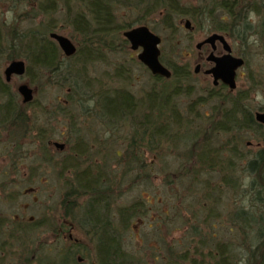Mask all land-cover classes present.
<instances>
[{"label": "trees", "instance_id": "trees-1", "mask_svg": "<svg viewBox=\"0 0 264 264\" xmlns=\"http://www.w3.org/2000/svg\"><path fill=\"white\" fill-rule=\"evenodd\" d=\"M9 1L16 5L21 1L26 2L29 9L17 13L12 20L3 18L0 12V56L4 55L8 62L13 59H26L24 75L29 78L30 85H37L39 82L34 81L37 78L43 79L40 82L41 86L56 85L60 88L67 86L75 95L80 94L79 87L87 93L92 90V94L86 99L94 101V109L97 110L100 118L105 117V123L130 122L131 137L122 155L124 178L131 175L133 170L145 169L147 163L144 161V152L141 149L143 143L151 150L161 149L164 144H172L174 148L176 146L174 143L181 137L186 140L189 138V147L183 150L172 148L176 156L185 158L188 164L176 172L174 179L189 176L191 183L188 189L193 184L202 182L204 193L197 199L201 207L199 212L206 214L200 223L194 224L192 229L193 235L198 236L192 252L198 257H189L190 250L178 255H174L171 251L172 264H187V262L188 264H264V123L255 119V112L244 102L249 97L250 89L238 90L233 95L228 86L219 84L218 87L207 89L206 94L199 96L194 102L205 105L208 100L218 99V102L211 107L210 116L205 113L199 114L198 111L194 112L193 103L188 105V114L182 115L177 110L178 104L175 99L182 94L192 93V87L182 88L177 84L180 79L190 76L186 64L169 63L160 56V61L171 71V76L166 78L151 74L154 79L164 80L168 84L151 89L141 100L124 86L106 88L104 81L89 77L87 71L89 64L105 59V50L114 52L120 49L121 51L127 46L126 38L121 39L119 43L116 40L121 30L129 29L132 25V22L120 23L118 20L124 8L138 9L145 16L160 9L165 10L167 16H189L195 21H201L202 15L205 14L214 21V13L218 7L225 11L226 15L230 12L227 1L209 0L210 8H207V5L180 6V0ZM25 22L28 25L22 27ZM60 26L71 28V36L77 42L73 55L65 56L56 41L49 36L50 32ZM214 27L215 31L241 41L245 40L243 34L232 33L227 20L219 19ZM262 39L264 40L263 31ZM32 68L35 73H32ZM33 74L37 75L36 78ZM111 77L124 81L130 76L120 64L114 68ZM9 82L0 76L1 121L4 127L10 126L22 133L25 124L31 120L26 108L36 100L33 97L29 102H23L22 99L17 101L18 91L12 92ZM71 82L76 86H72ZM68 102L71 105L76 104L72 98ZM259 110H262V107L257 111ZM196 118L200 124L196 130H193L191 124ZM180 132L182 134H179ZM218 135L225 137L224 142L212 148L210 141ZM40 136L43 141L47 137L45 133ZM248 141L256 145V150H252L247 144ZM41 143V149H46V143ZM43 159L49 160L50 157L43 156ZM238 171L241 172L240 175L237 174ZM204 173H216L217 182L211 184L200 181L199 176ZM137 178L136 175L130 177V183L134 185ZM246 178L250 180L247 182ZM75 181L76 187L66 184L67 189L59 202L62 209L60 222L51 228L55 241L67 238V243L61 244L53 256H46L43 259H37L40 247L26 252L27 255L24 254V251L28 250L25 247L21 251L16 249L14 264H33L35 260L38 264H82L87 254L94 255L93 264H138L134 256L123 248L121 231H125L134 216L142 212L140 210L143 205L139 204V201H134L118 206L116 209L119 215V222H116L120 224L118 226L106 215L114 193L113 186H117L113 172L110 173L101 166L95 175L90 174L89 170H83L80 174H76ZM222 186L237 196H250L251 203L249 209L243 205H236L235 210L226 213L230 222L228 228L231 224L236 227L239 242L235 243L231 239L218 240L212 241L210 245L208 238H214L215 233L204 234L201 223L208 224L212 218L221 219V213L216 211L215 207L220 205ZM82 197H86L85 208L76 218V214L80 211L79 200ZM209 203L210 205H207ZM211 223L209 222V225ZM5 224L0 217L2 243L15 241L18 238L17 234L23 236L26 228L22 229L19 223L11 225V229L7 232ZM42 225L40 222L35 224L36 228ZM30 227H33L32 224ZM75 227L89 240L87 243L69 237ZM210 227L214 226L211 224ZM20 246H24V243ZM77 256H81V259ZM0 264H10V262L5 263L0 260Z\"/></svg>", "mask_w": 264, "mask_h": 264}, {"label": "rangeland", "instance_id": "rangeland-1", "mask_svg": "<svg viewBox=\"0 0 264 264\" xmlns=\"http://www.w3.org/2000/svg\"><path fill=\"white\" fill-rule=\"evenodd\" d=\"M209 3H211L209 0H180V6L187 7L207 5V8H210ZM25 9H29V5L23 1L18 5L12 4L9 0L0 1L1 16L8 20H12L17 13ZM218 14V12L214 13V21L207 18L205 14L202 15L201 21H195L189 16H167L165 10L160 9L145 16L138 9L124 8L118 17L120 23L132 22L131 27L142 24L148 26L161 38L160 56L166 62L188 66L190 76L177 82L182 88L192 87V93L182 94L175 99L178 104L177 110L182 115L188 114V105L193 103L194 112L198 111L199 114L205 113L210 116L212 105L218 102V99H211L205 105L194 103L199 96L206 94L207 89L214 87L211 77L203 73V70L210 66L205 58L211 48L209 45H204L198 50L195 45L211 33L218 32L214 30L219 20ZM185 19L191 21L193 28H185ZM252 20L258 28L260 17L254 14ZM24 24L22 27L28 25L27 22ZM263 30L259 27L253 32L249 30L243 33L244 41L225 35L231 45L232 53L243 55L246 58L245 66L237 72L236 88L232 90V94H236L241 89H250L249 97L244 102L253 112L259 107L264 109ZM52 32L63 34L77 44L71 36L70 27L60 26ZM123 38V30H121L116 37L117 43ZM139 50H132L129 42L124 50L116 49L114 52L105 50L104 60L88 65L89 77L101 79L106 88L124 86L140 100L145 98L151 89H157L168 82L153 78L147 67L137 59ZM215 53H223L220 44ZM19 59L27 64L26 59ZM198 62L202 64V69L199 73H195L193 69ZM7 63L5 56H0V76L3 79V69ZM120 64L130 76L124 81L111 77L114 68ZM31 70L35 73L33 68ZM36 76L34 75L35 78ZM28 79L25 75H13L9 82L12 92L17 93V87L21 83H26L33 89L36 101L26 108V113L31 120L25 124V130L21 133L10 126L4 127L0 113V217L6 223V232L11 229V225L16 223H19L22 229L26 228L23 232L24 237L17 234L18 238L13 242L2 243L0 240V245H3L0 246V260L14 264L17 255L15 250L20 249L21 251L23 247L28 249L24 251L25 255L28 254L26 252L40 247L37 259H43L46 256H53L61 244L65 245L67 238L55 241L51 228L60 222L62 209L59 202L67 189L66 184L76 187V174L89 170L90 174L95 175L100 170V166L109 170L110 173L113 172V178L117 183V186H113L114 193H112L111 204L106 213L116 225H120L116 223L119 222V215L116 211L118 206L134 201H139V204L143 205L140 210L142 212L134 216L125 231H121L123 248L134 256L135 262L138 264H172L171 251L174 255H178L190 250L189 257H198L192 252L198 240V236L193 235L192 229L194 224L200 223L206 214L199 212L201 207L197 199L204 193L203 185L200 182L188 189L191 183L189 176L184 175L185 177L174 179L176 172L188 164L185 158L176 156L172 150L173 145L164 144L161 149L152 148L151 150L143 143L141 149L144 152V161L147 163L145 169L133 170L131 175L124 178L122 155L131 137L130 122L105 123V117L100 118L99 113L94 109V101L86 99L92 94V90L87 93L79 87L80 94L75 95L70 87L41 86L40 82L43 79L38 80L37 78L34 81L39 83L30 85ZM71 84L76 86L74 82ZM71 98L76 104H69L68 100ZM21 99L22 97L17 93L16 100L21 101ZM199 124L196 118L191 128L196 130ZM40 133H45L47 136L44 141L40 138ZM224 139L223 135H218L210 141V146L215 148L222 144ZM54 141L64 143V148H56L53 145ZM41 142L46 143V149H41ZM174 144L176 146L173 149L183 150L189 147L190 140L181 137ZM249 146L252 150H256V145L250 144ZM43 156L50 157V159L44 160ZM240 173V171L237 172L239 175ZM134 175L138 178L133 185L129 178ZM199 180L203 183L204 181L211 184L216 183L218 175L204 173L199 176ZM249 180L246 178L247 182ZM222 190L220 205L215 207L216 211H220L221 219L212 218L209 221L212 222L213 228L210 227L209 222L208 224L201 223L204 234L215 233L214 238H208L210 245L212 241L218 240L231 239L235 243L239 242L236 227L231 224L228 228L230 222L226 213L235 210L236 205H243L249 209L251 203L250 196L240 197L227 189ZM85 198L82 197L79 200L80 211L76 214V218L85 208ZM36 222L43 225L36 228ZM30 224L33 227H30ZM71 234L75 240L84 241V243L89 241L77 227ZM21 243H24V246H20ZM77 257L81 259V256ZM94 261V255L87 254L82 264H93ZM33 264H38V261L35 260Z\"/></svg>", "mask_w": 264, "mask_h": 264}, {"label": "water", "instance_id": "water-1", "mask_svg": "<svg viewBox=\"0 0 264 264\" xmlns=\"http://www.w3.org/2000/svg\"><path fill=\"white\" fill-rule=\"evenodd\" d=\"M184 26L187 29H191V21L185 19ZM50 38L56 41L60 50L65 56L73 55L76 51V45L67 36L57 33L50 32ZM123 36L130 44L132 50L140 49L137 53V59L147 67V69L153 75H161L166 78L171 76V71L160 61V49L159 44L161 38L159 35L152 32L146 25H137L123 31ZM215 41H219L225 53L221 56H214L212 53L207 58L214 62V65L205 70V74H210L212 77V84L216 86L219 81L222 84L228 86L231 90L236 88V70L241 67L244 63L243 58L233 56L230 51L231 48L225 37L217 32H213L202 41H199L195 47L200 48L203 43H211L214 48ZM200 68L199 64L194 66V72H198ZM26 70L25 61L22 59H13L9 61L4 69L3 75L5 81L9 82L13 75L23 76ZM18 93L22 97L23 102H29L33 99V89L26 83H21L17 87ZM255 119L264 123V109L262 111H256L254 114ZM251 144V142H247ZM53 145L56 148L63 149L64 143L54 141Z\"/></svg>", "mask_w": 264, "mask_h": 264}, {"label": "flooded vegetation", "instance_id": "flooded-vegetation-1", "mask_svg": "<svg viewBox=\"0 0 264 264\" xmlns=\"http://www.w3.org/2000/svg\"><path fill=\"white\" fill-rule=\"evenodd\" d=\"M217 1H219V0H217ZM226 1L228 3V9L230 10V12H227V15H226V13H224L225 11H222L221 8L218 7L217 8L218 10L215 11V13L216 12L219 13L218 14L219 19L228 21L229 26H230V30H232L233 34H243V33H247V31H249V30H250V32H253V30H257L259 27L260 28L262 27L264 29V0H226ZM254 14L257 15L258 17H260V23H259L258 28H257V25L253 24L252 15H254ZM263 32H264V30H263ZM217 33L222 34L225 37V39L227 40L224 33H222V32H217ZM218 44H220L222 47V50H223L222 54H216L215 53L217 51ZM204 45H209L211 50L205 58V60L210 64V66L205 68L203 70V73L205 72V70L211 68L214 65L213 61L207 59L211 55V53L214 56H221L225 53L223 46L219 41H215L214 48L212 47L211 43H203L200 48H196V49L199 50ZM229 46L231 48L230 44H229ZM230 53L233 56L241 57L244 60L243 65L236 70V76L235 77H237V72L239 71V69H241L243 66H245L246 58L243 55H234L232 53V48H231ZM196 64H199L200 68H199V71L195 72V73H199L202 69V64L199 62ZM193 71H194V69H193ZM205 75L211 77L210 74H205ZM211 79H212V77H211ZM219 84H222L221 81H219V83L217 85H219ZM259 111H262V110H259ZM69 237L72 238V234H69Z\"/></svg>", "mask_w": 264, "mask_h": 264}]
</instances>
